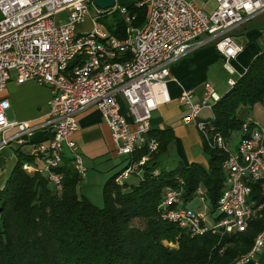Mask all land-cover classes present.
I'll return each instance as SVG.
<instances>
[{
	"label": "built area",
	"instance_id": "obj_1",
	"mask_svg": "<svg viewBox=\"0 0 264 264\" xmlns=\"http://www.w3.org/2000/svg\"><path fill=\"white\" fill-rule=\"evenodd\" d=\"M93 0H0V94L7 91L15 73L16 83L35 80L52 90L50 112L42 119L10 121L6 111L8 98L0 97V151L12 142L19 146L29 137L46 129L51 132L47 142H34L31 153L44 165H23L25 170L45 173L58 192L64 187V174L58 172L65 155H70L79 175L87 167L77 142L79 116L86 109H98L109 126L115 150L126 157L127 167L117 176L119 184L135 172L141 178L150 155L159 148V141L150 137L151 119L155 110L170 101L167 83L170 65L188 53L214 44L225 58V67L235 72L232 61L243 51L234 32L247 20L264 12V0H214L216 7L208 11L197 0H141L146 6L147 20L139 28L131 25L127 36L110 35L98 21L93 28L78 32V26L90 16ZM131 24L135 16L128 6H115ZM209 12V13H208ZM65 15V18L62 17ZM75 64L68 69L70 62ZM175 80V78H174ZM237 80L230 78L229 87ZM195 90L186 89L180 96L189 113L184 121H195L201 135L213 148L223 150L227 157L223 167L227 174L214 218L207 209H193L183 198L184 181L168 188L158 206L161 219L177 224L192 236L235 234L245 232L252 220L262 216L264 202L254 198V185L264 192V126H253L252 117L243 125L244 135L237 149L231 151L228 141L212 124L213 107L220 96L210 84L200 101ZM212 111L210 119H200L203 109ZM16 130L14 134L6 136ZM147 152L138 160L133 156ZM197 198L207 205L204 190ZM264 246V230L258 234L252 249L236 263L248 264Z\"/></svg>",
	"mask_w": 264,
	"mask_h": 264
},
{
	"label": "trees",
	"instance_id": "obj_2",
	"mask_svg": "<svg viewBox=\"0 0 264 264\" xmlns=\"http://www.w3.org/2000/svg\"><path fill=\"white\" fill-rule=\"evenodd\" d=\"M128 7L136 15L134 20L129 24L122 16L115 25L108 26L112 36L123 38L130 25L139 28L146 23V6ZM117 14V10H105L98 21ZM74 64L70 62L68 69ZM263 101L264 51L214 105L211 122L216 132L228 142L237 131L242 137L243 125L251 116L244 117L241 112ZM250 124V131L258 125L254 119ZM149 135L159 141V148L150 155L139 184H119L116 178L122 172L114 174L104 184L103 207L79 190L82 177L70 155H65L58 169L64 174V187L58 192L45 173L24 169L23 165L33 163L35 157L17 148V162L0 187V264H236L264 230V212L251 221L245 232L197 236L161 219L158 212L166 190L180 186L181 179L186 204L197 198L198 189L204 188L209 212L216 211L226 187V153L211 147L202 136L207 165L194 162L161 170L160 159L174 139L173 132L152 129ZM146 152H137L132 160ZM253 196L264 202L260 184L254 185ZM140 221L143 227L137 225Z\"/></svg>",
	"mask_w": 264,
	"mask_h": 264
},
{
	"label": "crops",
	"instance_id": "obj_3",
	"mask_svg": "<svg viewBox=\"0 0 264 264\" xmlns=\"http://www.w3.org/2000/svg\"><path fill=\"white\" fill-rule=\"evenodd\" d=\"M140 1L141 0H116V4L119 3L121 6H129L131 4H137ZM209 1L210 0H198L197 2L200 6L204 7L203 3L208 4ZM204 8L206 9V7ZM263 13L247 20L244 23L246 25L245 27H242L243 24L236 29V31H239L241 28L239 34L240 39L236 41L243 46V51L232 61L235 70L233 74L225 67V58L214 44H208L194 50L170 65L171 78L173 79L168 81L167 89L171 99L169 102L160 105L158 109L154 111L151 119V127L152 129L172 130L174 139L168 146L165 154H167L169 159L172 158L175 167L181 165L187 166L194 162L203 165L208 164V155L203 150L202 135L197 128V120L189 123L184 121L189 111L181 103L180 96L184 90L194 89L196 92L195 100L200 101L205 90V84L210 83L215 87L219 96L222 97L230 89V87H228V79L234 78L237 80L246 71L251 61L264 51ZM97 15L98 13L95 15L91 13L89 18L78 26V32L90 31L93 28V19L96 18ZM62 17L65 18V15H62ZM261 17L263 18L261 19ZM115 24L116 22H114V25ZM107 32L110 34L109 31ZM235 75H237V77H234ZM6 96L7 92L0 94L1 98H6ZM51 99L52 90L50 88V92L46 99V107L40 110V115L34 118L26 117L24 121L38 120L46 117L50 112ZM211 116L212 111L205 108L200 114V119L207 120L210 119ZM79 126V130L74 134L73 139L77 142L81 154L83 153L84 157L88 159L86 163L88 164V169L93 165L90 159L99 160L108 156L120 157L115 150L111 130L98 109L91 107L82 112L79 116ZM50 137L51 132L42 129L29 137V142L25 143L22 147H24L25 152H31L33 147L32 143L40 141L47 142ZM122 159L123 161L127 160V158L123 156ZM6 161L7 158H5L4 163H6ZM119 163V161L113 163L109 170L112 171ZM32 164L41 167L44 165V162L41 159L35 158ZM40 164L42 165L40 166ZM2 169V173H4L5 167H2ZM118 169L119 168L116 169V173L122 172L125 166L120 170ZM7 178L8 177H6V179ZM6 179L0 187L4 185ZM194 200L189 201L187 205L190 207V204ZM248 264H264V246Z\"/></svg>",
	"mask_w": 264,
	"mask_h": 264
},
{
	"label": "rangeland",
	"instance_id": "obj_4",
	"mask_svg": "<svg viewBox=\"0 0 264 264\" xmlns=\"http://www.w3.org/2000/svg\"><path fill=\"white\" fill-rule=\"evenodd\" d=\"M117 6H121V5H119L118 3ZM203 6L206 7V10L211 11L216 7V2L214 0H210L208 4L203 3ZM89 8L92 14L95 15L98 13L99 9L95 6L93 1L89 3ZM122 16H123L122 14H117L103 18L101 22L102 28L106 31H109L108 26H113L114 22H117ZM262 16H264V13L262 14ZM262 18L263 17H261V19ZM245 26L246 25L244 24L242 27ZM240 32H241V28L239 29V31H236L234 35V38L236 40L240 39L239 36ZM234 77H237V75H235ZM15 79H16L15 73L12 72V80H10V82L8 83V87L6 91L7 92L6 97L10 102V108L6 111L7 119H9L10 121L22 122L25 120L26 117H30V118L38 117V115H40V110L46 107V99H47V95L50 92V87L48 85H42L35 80H30L23 84H17ZM241 113L242 116L244 117H248L246 115L251 116L258 123L259 126H264V101L256 103L251 109H245ZM14 132H16V130H13L12 132L8 133L6 136H10L14 134ZM240 140H241V132L237 131L232 136L230 142H228L229 149L231 151L236 150L238 144L240 143ZM17 148H22L24 150V147L19 146L16 142H12L10 145L6 146L0 151V186L4 182L6 177H8V175L10 174L16 163ZM5 158H7L6 163H4ZM83 158L85 161V165L87 167V172L85 177L82 178V181L79 185V190L81 191L82 194L86 195L95 205L99 207H103L104 206L103 188L105 182L114 174H116L117 168H119L118 170H120L123 166H125L126 168L128 165V160L123 161L122 156L118 158L108 156L99 160L90 159L93 165L90 166L88 169V164H86L88 162L87 161L88 159H86L84 155ZM118 161L120 162L119 165L115 166V168H113L112 171L109 170L110 166H112L113 163ZM41 165L42 164H40V166ZM2 167H5L4 173H2L3 170ZM173 168H175V166L172 162V158L169 159L167 154L162 155L160 159L159 169L163 170V169H173ZM140 180L141 177L137 175L135 172H133L130 173L129 177L125 180V182H127L128 185H137L139 184ZM128 187L130 188L131 186ZM200 189L204 190V188H200ZM190 207H192L193 209L201 208V209L209 210L208 207L205 208L204 204H202L199 199H195L190 204ZM210 213L212 218H214L219 214L218 211H214V212L210 211ZM136 223L138 226L141 227L145 225L142 221Z\"/></svg>",
	"mask_w": 264,
	"mask_h": 264
},
{
	"label": "water",
	"instance_id": "obj_5",
	"mask_svg": "<svg viewBox=\"0 0 264 264\" xmlns=\"http://www.w3.org/2000/svg\"><path fill=\"white\" fill-rule=\"evenodd\" d=\"M93 3L100 10H108L117 5L116 0H93Z\"/></svg>",
	"mask_w": 264,
	"mask_h": 264
}]
</instances>
